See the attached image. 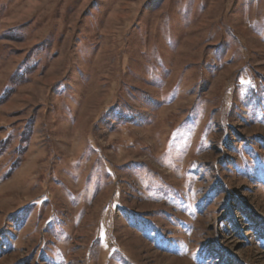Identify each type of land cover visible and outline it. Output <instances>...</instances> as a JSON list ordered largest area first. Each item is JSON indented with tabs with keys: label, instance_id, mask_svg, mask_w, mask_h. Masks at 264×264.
Listing matches in <instances>:
<instances>
[{
	"label": "rangeland",
	"instance_id": "rangeland-1",
	"mask_svg": "<svg viewBox=\"0 0 264 264\" xmlns=\"http://www.w3.org/2000/svg\"><path fill=\"white\" fill-rule=\"evenodd\" d=\"M0 264H264V0H0Z\"/></svg>",
	"mask_w": 264,
	"mask_h": 264
}]
</instances>
